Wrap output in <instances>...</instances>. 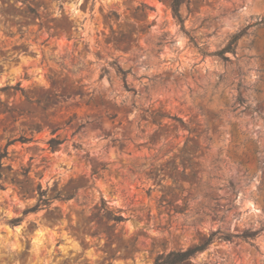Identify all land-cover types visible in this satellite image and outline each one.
Instances as JSON below:
<instances>
[{
    "label": "rangeland",
    "instance_id": "1",
    "mask_svg": "<svg viewBox=\"0 0 264 264\" xmlns=\"http://www.w3.org/2000/svg\"><path fill=\"white\" fill-rule=\"evenodd\" d=\"M170 4L0 0V264H264V0Z\"/></svg>",
    "mask_w": 264,
    "mask_h": 264
},
{
    "label": "trees",
    "instance_id": "2",
    "mask_svg": "<svg viewBox=\"0 0 264 264\" xmlns=\"http://www.w3.org/2000/svg\"><path fill=\"white\" fill-rule=\"evenodd\" d=\"M191 0H171V11L172 14L174 16V18L176 19V21L178 22V24L180 25L181 29L183 31L186 32L185 29V20L183 19L182 15H181V8L183 6H189L190 5ZM141 6L143 8H147V6L145 4H141ZM264 22H260L259 24H262ZM246 34V30L242 31L239 34L234 35L231 40L228 42V44L220 51L213 53L212 55H216L219 56L225 60H227L228 58L226 57V54L231 53V54H236V46L238 44V41L240 40V38ZM191 41H193V39L191 38ZM201 52L204 55H207L206 52H204L201 49ZM116 73L117 75L123 80L126 88L127 87V83H126V79L127 76L129 74V71H125L123 70L120 66L116 67ZM8 89H14L15 91H23L20 88V83H18L16 85V87H5L2 90H8ZM128 91H132L129 90ZM239 103L241 107H244V111L245 110H252L254 111L250 105L246 104V101L243 98H239ZM10 114L13 115L14 113H16V111L14 109H10ZM21 115V114H19ZM160 118H168V116H164V115H157ZM154 117V116H153ZM111 119H113V117H111ZM159 125H161V122L158 123ZM60 130V128H56L54 130H52V135H55L58 131ZM38 132H40L41 130H37ZM17 141H21L22 143H27V142H32V139H25V138H21V140L19 139H14V140H9L8 143L6 144V146L4 147L3 151L0 153V189L4 190L5 187L3 185V170L5 169V163L3 162L4 159L8 158V148L13 145L14 143H16ZM63 140H60L56 137H53L51 139H49V141L47 142L49 148L51 151H56L62 144H63ZM81 149V148H80ZM29 173V170H26L25 173V177L27 178ZM96 172L93 173V175H95ZM233 186V185H232ZM38 193V200L36 205L32 208V209H28L26 210L25 213H30V212H36L41 208H49L52 203L54 201H60V202H67L72 200L75 197V194H68V195H64L62 193H58L56 196L53 197H46L47 195V190L43 191L41 188V185H38L36 190ZM260 231H245L241 234H225L222 233L220 230H217L215 232H213L210 237L208 238V240L202 244V245H198L195 247H191L187 250H171L168 252H163L161 254H159L154 263L153 264H184L185 262L189 261L190 259H192L193 257H195L197 254L203 252L207 246H209L214 239L218 238V239H222L225 241H232L233 239H240L244 242L250 243L251 245H255V241L256 238L258 237Z\"/></svg>",
    "mask_w": 264,
    "mask_h": 264
},
{
    "label": "bare ground",
    "instance_id": "3",
    "mask_svg": "<svg viewBox=\"0 0 264 264\" xmlns=\"http://www.w3.org/2000/svg\"><path fill=\"white\" fill-rule=\"evenodd\" d=\"M15 229L19 230V229H20V226H19V227H18V226H17V227H15Z\"/></svg>",
    "mask_w": 264,
    "mask_h": 264
}]
</instances>
